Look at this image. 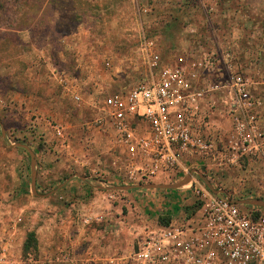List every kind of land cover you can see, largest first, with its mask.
<instances>
[{
	"label": "built area",
	"instance_id": "obj_1",
	"mask_svg": "<svg viewBox=\"0 0 264 264\" xmlns=\"http://www.w3.org/2000/svg\"><path fill=\"white\" fill-rule=\"evenodd\" d=\"M154 46L151 37L140 36L143 73L126 90L105 95L92 112L90 125L105 133L123 158L116 184L143 185L156 178L187 176L194 167L217 171L239 166L241 160L264 159V130L256 118L263 102L253 93L244 62L225 49L219 55L207 52L200 59L182 56L163 63ZM220 73L225 81L217 77ZM223 89L228 129L211 131L214 95ZM72 99L79 101L76 95ZM45 124L63 141V126ZM190 179L176 190L179 201L193 199L195 222L144 228L141 240L121 261L264 264V214ZM0 264H72V258L68 250L24 257L0 250Z\"/></svg>",
	"mask_w": 264,
	"mask_h": 264
},
{
	"label": "rangeland",
	"instance_id": "obj_2",
	"mask_svg": "<svg viewBox=\"0 0 264 264\" xmlns=\"http://www.w3.org/2000/svg\"><path fill=\"white\" fill-rule=\"evenodd\" d=\"M87 2L0 0V129H8V141L14 146L24 145L31 152L33 161L35 158L38 160L40 167H50L57 161L60 170H66L60 177L77 171L75 174L89 181L91 188L103 190L126 186L116 184L124 161L108 136L90 125L94 107L108 93L129 88L143 73L142 58L137 50L138 34L143 32L153 39L160 61L166 63L173 55L172 48L177 42L172 39L173 32L180 27L172 25L167 33L164 31L170 19L167 9L156 11L147 3L144 6L146 10L142 12L136 1L125 0L126 5L116 11L119 19L111 20L112 23L105 26V31L112 32L113 37L94 41L88 40L86 35L78 37L76 41L68 42L70 47L75 44L78 49V57L70 58L68 52L62 49L64 43L60 37L69 30L81 32L86 27L73 22L78 17L74 9L85 14L87 9L90 11ZM154 12H157L156 21L152 22ZM263 14L264 6L260 9V15ZM94 29L95 37L104 31L101 26H94ZM104 62H108V67L104 66ZM51 68H64L68 74L61 79L54 78L49 71ZM72 95L78 96L79 101H73ZM45 121L64 127L63 141L53 135ZM217 127L222 130L221 126ZM21 152L28 168L29 154L26 150ZM191 171L197 172L202 180L192 174L190 181L195 180L202 186L206 182L211 190L222 191L234 202L253 199L264 202L263 184L259 178L262 171L247 169L245 160L239 162L238 168L226 171L194 167L188 174ZM39 172L44 171L41 168ZM44 176L40 173L39 182L45 179ZM184 176L178 179L156 178L146 184L171 185ZM44 190L42 186L38 194H45ZM128 191L119 194L136 195L130 203L136 205L135 199L142 191ZM172 191L153 192L159 194V198L163 195L162 208L173 210V223L197 219L193 199L179 201L180 197ZM249 193L258 195L245 198ZM126 200L129 202L130 198ZM91 221L93 219L90 218L89 224ZM154 225L160 224L155 221L151 226ZM137 238L136 235L134 239Z\"/></svg>",
	"mask_w": 264,
	"mask_h": 264
},
{
	"label": "crops",
	"instance_id": "obj_3",
	"mask_svg": "<svg viewBox=\"0 0 264 264\" xmlns=\"http://www.w3.org/2000/svg\"><path fill=\"white\" fill-rule=\"evenodd\" d=\"M131 1H136V6L141 7L142 12L146 10L144 6L147 3L156 11L167 9L170 19L167 20L165 32H170L172 25L180 27L173 32L172 39L175 38L177 42L172 48L173 55L166 63L171 64L182 56L200 59L207 52L219 55L225 49L231 50L244 62L253 82V93L263 102V106L256 110V118L258 126L264 130V14L260 15L264 0ZM87 3L90 11L87 9L85 14L74 9L78 17L73 22L79 26L85 24L86 27L81 32L69 30L60 37L64 43L62 49L68 52L70 58L78 57L76 45L70 47L68 44L72 40L76 41L85 35L93 41L111 39L113 34L106 32L105 26L112 23L111 20H118L120 15L116 11L126 5L125 0H88ZM156 13L152 14V22L156 21ZM94 26H101L104 30L98 37L94 35ZM142 35L145 34H138L139 40ZM108 65V62H104L105 67ZM49 71L58 79L68 74L64 68H51ZM217 77L225 81L224 74L220 73ZM224 99V89L214 95L215 112L208 117L211 131L218 124L223 131L228 129L227 121L223 119ZM8 133V129H0V250L6 254L17 256L21 253L24 239L31 233L37 256L68 250L72 264H128L121 259L141 240L144 228L151 226L160 217L175 222L173 210L161 206L163 195L159 198L160 195L153 192L159 189H132L142 191L135 199L137 204L133 205L130 204L133 201L131 199L136 195L131 197V194H119L128 190L115 192L91 188L89 181L75 174L77 171L69 172L65 178L60 177L66 170H60L57 161L50 167H40L35 158L32 189L30 162L27 168L21 152L24 149L9 142L6 136ZM78 162L74 160V163ZM245 164L247 169H261L259 178L264 191V159H248ZM41 168L44 172H39ZM40 173L45 174L41 182L38 180ZM42 186L46 192L40 195L38 192ZM173 191L176 196H180L176 189ZM257 195L249 193L245 198H255ZM127 197L130 198L129 202ZM255 208L264 214V208ZM90 218H100V221L93 220L89 224L87 220ZM195 220L187 219L183 223L189 224ZM136 235L138 238L134 239Z\"/></svg>",
	"mask_w": 264,
	"mask_h": 264
},
{
	"label": "water",
	"instance_id": "obj_4",
	"mask_svg": "<svg viewBox=\"0 0 264 264\" xmlns=\"http://www.w3.org/2000/svg\"><path fill=\"white\" fill-rule=\"evenodd\" d=\"M19 147H22L24 150H26L29 154L30 157V167H31V174H30V185L31 188H34V161H33V156L29 150L24 145H17ZM192 174H195L200 180H202V177L197 174V172L192 171L190 172L187 176H185L183 179L178 181L177 183L171 184V185H156V184H143V185H134V186H119V187H112V188H105L107 191H127V190H132V189H144V190H152V189H159V190H175L182 185L186 184L189 179L191 178ZM204 186L213 194H223L222 191H216V190H211L210 186L205 182ZM240 205H245V206H251V207H258V208H264V202L259 200V199H253V200H244V201H239L236 202Z\"/></svg>",
	"mask_w": 264,
	"mask_h": 264
},
{
	"label": "trees",
	"instance_id": "obj_5",
	"mask_svg": "<svg viewBox=\"0 0 264 264\" xmlns=\"http://www.w3.org/2000/svg\"><path fill=\"white\" fill-rule=\"evenodd\" d=\"M158 223L162 226H167L170 222H169V219L167 217H160L158 220ZM34 244H35V241H34L33 235L31 233L27 234L25 239H24V242L22 244L20 256L21 257H24L26 255L37 256L34 253L35 252Z\"/></svg>",
	"mask_w": 264,
	"mask_h": 264
}]
</instances>
